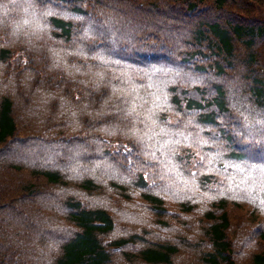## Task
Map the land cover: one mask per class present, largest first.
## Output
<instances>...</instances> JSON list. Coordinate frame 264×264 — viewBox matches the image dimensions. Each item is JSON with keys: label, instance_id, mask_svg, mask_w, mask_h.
Segmentation results:
<instances>
[{"label": "trees", "instance_id": "1", "mask_svg": "<svg viewBox=\"0 0 264 264\" xmlns=\"http://www.w3.org/2000/svg\"><path fill=\"white\" fill-rule=\"evenodd\" d=\"M9 201L0 264H264V0H0Z\"/></svg>", "mask_w": 264, "mask_h": 264}, {"label": "rangeland", "instance_id": "2", "mask_svg": "<svg viewBox=\"0 0 264 264\" xmlns=\"http://www.w3.org/2000/svg\"><path fill=\"white\" fill-rule=\"evenodd\" d=\"M6 204L12 205V211H8L7 209L0 208V218H6V217L8 218L9 217L11 219V221L13 222V223L9 222L10 224H14V225L19 226L20 229L18 231H15L14 234H17L20 237L26 236L29 232L28 231L26 232V231L21 229L23 227H26L24 225H21V224H25L26 222H28L27 224H32V225H34V223L36 224V226L35 225L32 226L35 229V232L33 235H37V234L47 232L52 227V222L50 221V219L48 217L49 212L42 211V213L44 214L43 216H40L42 213L36 214L37 217L40 218V220H38V218H36V220H34L35 218H33L32 214H29V212L28 213H18L21 210V204L11 202V201H9ZM56 214L58 215L59 213H56Z\"/></svg>", "mask_w": 264, "mask_h": 264}]
</instances>
